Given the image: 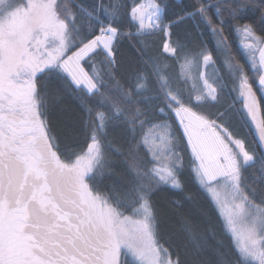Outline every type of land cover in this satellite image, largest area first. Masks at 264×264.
<instances>
[{"label":"snow or ice","instance_id":"1","mask_svg":"<svg viewBox=\"0 0 264 264\" xmlns=\"http://www.w3.org/2000/svg\"><path fill=\"white\" fill-rule=\"evenodd\" d=\"M0 264H264V0H0Z\"/></svg>","mask_w":264,"mask_h":264},{"label":"trees","instance_id":"2","mask_svg":"<svg viewBox=\"0 0 264 264\" xmlns=\"http://www.w3.org/2000/svg\"><path fill=\"white\" fill-rule=\"evenodd\" d=\"M91 2H92V0H87V3H91ZM171 2L179 4V3H181V0H171ZM185 2H186V0H185ZM239 41H240V37L237 35L234 39V44H235L234 51L238 54V56L242 54V46L240 45ZM245 131H247V130H245Z\"/></svg>","mask_w":264,"mask_h":264}]
</instances>
